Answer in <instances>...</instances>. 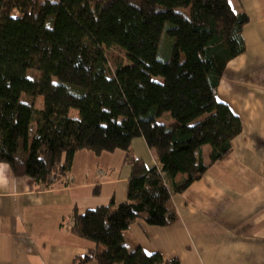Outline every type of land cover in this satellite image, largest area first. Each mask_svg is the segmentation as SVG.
<instances>
[{
  "label": "trees",
  "instance_id": "1",
  "mask_svg": "<svg viewBox=\"0 0 264 264\" xmlns=\"http://www.w3.org/2000/svg\"><path fill=\"white\" fill-rule=\"evenodd\" d=\"M247 21L229 0H0V163L43 189L70 184L80 150L119 149L130 165L126 201L64 221L101 247L72 264H176L129 250L123 232L139 219L172 224L171 195L230 154L240 120L216 87ZM112 46L123 60L109 61ZM137 137L156 167L130 154Z\"/></svg>",
  "mask_w": 264,
  "mask_h": 264
},
{
  "label": "crops",
  "instance_id": "2",
  "mask_svg": "<svg viewBox=\"0 0 264 264\" xmlns=\"http://www.w3.org/2000/svg\"><path fill=\"white\" fill-rule=\"evenodd\" d=\"M230 4L248 17L241 33L245 49L226 64L216 98L238 117L241 132L225 159L171 195L172 224L151 226L139 219L128 226L123 235L129 250L139 246L176 264H264V0ZM130 154L146 169L157 166L142 137L132 140ZM124 157L119 149L99 155L80 150L70 184L50 189L0 163V264H72L100 249L74 235L64 221L75 210L126 201L131 169Z\"/></svg>",
  "mask_w": 264,
  "mask_h": 264
},
{
  "label": "rangeland",
  "instance_id": "3",
  "mask_svg": "<svg viewBox=\"0 0 264 264\" xmlns=\"http://www.w3.org/2000/svg\"><path fill=\"white\" fill-rule=\"evenodd\" d=\"M230 2H232V0H229ZM106 54H107V57L109 59V61H117V60H123L124 59V53L121 49H119L118 47L116 46H112V47H109L105 50ZM27 75L29 77H32L34 76V72L31 71V70H28L27 71ZM158 80L160 78H157ZM22 100H25V95H22L21 96ZM35 106L37 108H41L42 107V97H38L37 100H36V103H35ZM69 115L72 116V117H77L78 116V112L77 110L75 109H71L70 112H69ZM160 121H163L164 122V119L161 118ZM205 147V154H206V157H205V160L206 162H208V156H207V153L210 151V148L209 146H204Z\"/></svg>",
  "mask_w": 264,
  "mask_h": 264
}]
</instances>
